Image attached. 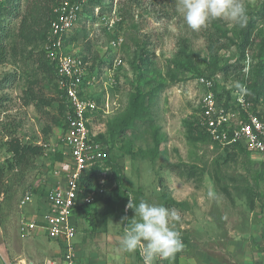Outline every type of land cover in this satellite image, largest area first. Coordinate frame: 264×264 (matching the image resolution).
Wrapping results in <instances>:
<instances>
[{
	"label": "rangeland",
	"instance_id": "374dc122",
	"mask_svg": "<svg viewBox=\"0 0 264 264\" xmlns=\"http://www.w3.org/2000/svg\"><path fill=\"white\" fill-rule=\"evenodd\" d=\"M243 3L251 27L246 46L243 26L222 19L193 31L177 0H85L64 47L95 69L89 92L108 100L112 113L95 119L91 130L116 133L118 173L94 176L104 180V191L84 208L77 228L81 264H143L139 252L120 248L125 227L138 219L134 209L126 210L130 199L164 206L166 194L176 204L167 208L179 219L169 223L184 247L156 264H233L226 247L230 230L238 238L236 230H250L252 220L264 225V166L255 156L212 144L198 122V75L216 72L218 90H232L264 74V0ZM17 28L18 21H10L8 54L0 64V83H6L0 91V237L6 246L28 238L20 233L22 220L41 216V202L57 181L55 154L64 150L66 116L56 82L28 59L43 46L20 43ZM237 64L241 72L218 71ZM136 94L139 112L131 119ZM127 121L130 127L120 134ZM7 135L43 150L17 163ZM26 191L32 202L22 205Z\"/></svg>",
	"mask_w": 264,
	"mask_h": 264
},
{
	"label": "built area",
	"instance_id": "2783aa9c",
	"mask_svg": "<svg viewBox=\"0 0 264 264\" xmlns=\"http://www.w3.org/2000/svg\"><path fill=\"white\" fill-rule=\"evenodd\" d=\"M84 2L60 0L54 6L49 35L43 44L46 59L55 70V85L66 102V123L61 138L63 160L54 170L56 183L44 196L46 209L40 220L26 219L20 225V233L25 237L41 232L59 244V258L39 264H79L73 244L78 233L76 218L104 191V180L96 181L95 174L103 170L105 179L110 174V169L104 166L108 148L96 140L99 133L91 130L95 119L112 113L108 110L109 102L105 99L98 105L89 92L95 81V76L89 73L90 64L64 47L68 33L81 17ZM196 83L202 90L198 121L201 133L221 148L239 146L264 165V95L255 98L245 83L226 89L229 98L218 96L214 92L215 78L206 75L197 77ZM32 196V192L26 191L21 204L31 203ZM3 264L32 263L4 261Z\"/></svg>",
	"mask_w": 264,
	"mask_h": 264
},
{
	"label": "trees",
	"instance_id": "16d2710c",
	"mask_svg": "<svg viewBox=\"0 0 264 264\" xmlns=\"http://www.w3.org/2000/svg\"><path fill=\"white\" fill-rule=\"evenodd\" d=\"M24 1V2H23ZM60 0H1L0 2V64H2L6 56L8 54V46L7 41L10 37V21L17 20L18 21V28H17V34L16 37L18 41L26 46H33V45H42L47 40V37L49 35V29H50V23L53 20V14L52 10L56 4H58ZM24 3V4H23ZM94 3V2H92ZM258 18L261 17L259 14H255ZM243 40L246 43L249 40L250 37V31L251 27L249 25V22L241 29ZM66 43V42H65ZM65 49L69 51L66 47ZM70 52V51H69ZM80 55V54H79ZM83 58V61L88 62L86 58ZM31 60L34 64L41 65L43 67L44 72L50 77V79H54L56 82V74L55 70L52 64L48 62L46 59L44 50L41 49L39 52H37L35 55H32L28 58ZM244 67L237 65H231L226 66L222 69H219L218 71H223V74H227V72H235V71H242ZM264 70V68H263ZM95 69L92 65L89 66V73L93 74L94 76ZM98 74V73H97ZM216 72L208 73L206 74H200L199 76L206 75L209 78H215ZM196 77V78H197ZM247 84V90L249 93L253 94L255 98H258L260 95H264V74L258 75L256 77H250ZM5 84L0 83V91L3 87H5ZM243 84L239 85L241 87ZM57 87V86H56ZM58 90V89H57ZM214 92L218 96H226L229 98V92L221 89L218 90V85L215 83ZM58 95L61 97L59 91ZM93 98L97 101L98 105L103 104V97H100L99 94L96 96H93ZM140 94H136L134 97H132V100L130 102V109L133 113V116L131 115V119H135L138 116V106L140 103ZM61 100L65 107L66 112V102L61 97ZM102 117V116H101ZM98 117V118H101ZM64 123H66V116ZM62 123V130L65 129V124ZM131 122H126V124L123 125L125 129H121L119 133L125 132V130L130 127ZM127 131V130H126ZM116 133L113 131H109L108 134L106 132H101L96 136V140L102 142L105 144L108 148V158L106 161V164L104 165L106 168L110 169V173L115 171L113 159H112V150H113V142L112 138H114V135ZM118 134V133H117ZM202 136L205 137L207 140L210 141L208 136L202 133ZM112 137V138H111ZM7 138V146L8 151L12 154V156L17 160V163L22 162L26 156H37L40 155L43 148L41 146H37L34 144H22L20 140L16 137H13L11 135L5 136ZM112 139V140H111ZM218 146L217 144H215ZM219 147V146H218ZM231 149H237L239 151H243L242 148L239 146H233V147H226ZM244 152V151H243ZM245 154H248L244 152ZM249 155V154H248ZM56 158L58 159L57 162L63 160L62 152H57L55 154ZM263 165V164H262ZM264 166V165H263ZM188 172L187 176L192 177V173L188 170H184ZM118 173V170L116 168V171ZM114 172V173H115ZM179 176H181V173H178ZM88 180H92V177L90 176ZM163 204L165 207H170L173 205H176L172 200H170L166 194H163L162 196Z\"/></svg>",
	"mask_w": 264,
	"mask_h": 264
},
{
	"label": "clouds",
	"instance_id": "9594fccd",
	"mask_svg": "<svg viewBox=\"0 0 264 264\" xmlns=\"http://www.w3.org/2000/svg\"><path fill=\"white\" fill-rule=\"evenodd\" d=\"M177 8L193 31H199L215 19L239 26H244L247 21L243 0H177ZM127 209H134L138 219L125 227L120 240L123 252H139L143 264H156L158 259L172 257L183 249L180 233L169 223L179 219L175 211L144 200L136 205L132 199Z\"/></svg>",
	"mask_w": 264,
	"mask_h": 264
},
{
	"label": "crops",
	"instance_id": "0c3cea01",
	"mask_svg": "<svg viewBox=\"0 0 264 264\" xmlns=\"http://www.w3.org/2000/svg\"><path fill=\"white\" fill-rule=\"evenodd\" d=\"M41 206L43 212L46 209L44 200L41 202ZM83 216L84 213L82 216L78 215L76 218L77 228ZM261 217L264 216L261 214L259 218ZM31 218H36V216ZM36 219L40 220L41 216ZM230 231L231 236L227 239L226 247L230 250L231 262L233 264H264V251L260 250V248L264 246V225L256 220H252L250 223V230H236L237 234H241L238 238L232 237L235 234L234 230ZM77 242L78 235H76L73 244L75 246V254L78 263H80ZM13 243L14 244H10L11 246H6L0 237V264H3L4 261H24L32 264H39L45 260L59 258V244L48 240L41 232L26 239H20L18 242L13 240ZM16 244L18 245L17 250L14 249ZM16 252L18 254L17 256H15ZM9 256L15 257L11 259L8 258Z\"/></svg>",
	"mask_w": 264,
	"mask_h": 264
}]
</instances>
